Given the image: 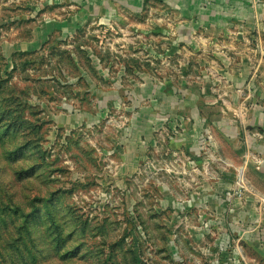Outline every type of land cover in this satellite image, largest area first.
Wrapping results in <instances>:
<instances>
[{
  "label": "rangeland",
  "instance_id": "374dc122",
  "mask_svg": "<svg viewBox=\"0 0 264 264\" xmlns=\"http://www.w3.org/2000/svg\"><path fill=\"white\" fill-rule=\"evenodd\" d=\"M40 2L0 0V264H264V223L188 196L190 159L166 137L178 126L134 127L144 161L121 166L123 123L159 95L142 78L175 97L195 74L193 49L159 41L179 37L167 10L153 0L139 25L89 21L13 52Z\"/></svg>",
  "mask_w": 264,
  "mask_h": 264
},
{
  "label": "crops",
  "instance_id": "0c3cea01",
  "mask_svg": "<svg viewBox=\"0 0 264 264\" xmlns=\"http://www.w3.org/2000/svg\"><path fill=\"white\" fill-rule=\"evenodd\" d=\"M151 1L64 0L58 7L62 14H56L48 5L52 0H41L30 10V40L12 51L38 48L54 32L71 33L89 21L139 25V18L150 12ZM155 1L170 14L179 36L159 41L175 49L179 45L193 49L195 74L191 82L176 86L175 97L169 80L155 83L142 78L138 90L159 95L141 107V115L123 123L132 133H121L125 137L121 166L132 170L144 161L146 149L137 146L135 130L149 134L153 124L166 129L175 124L177 133L170 131L166 137L177 155L190 159L193 177L188 196L195 203L204 198L208 204L226 206L224 217L229 220L263 224L257 203L264 196V72L254 61L264 60V0ZM43 6L45 12L40 11ZM10 27L17 29L18 22ZM252 35L255 39H248ZM167 196L164 192V199ZM260 233L263 237L264 226Z\"/></svg>",
  "mask_w": 264,
  "mask_h": 264
},
{
  "label": "built area",
  "instance_id": "2783aa9c",
  "mask_svg": "<svg viewBox=\"0 0 264 264\" xmlns=\"http://www.w3.org/2000/svg\"><path fill=\"white\" fill-rule=\"evenodd\" d=\"M258 204L260 210L264 213V196L258 198Z\"/></svg>",
  "mask_w": 264,
  "mask_h": 264
}]
</instances>
